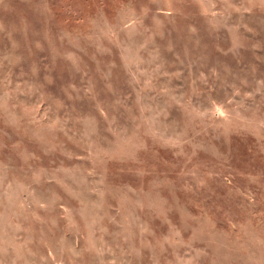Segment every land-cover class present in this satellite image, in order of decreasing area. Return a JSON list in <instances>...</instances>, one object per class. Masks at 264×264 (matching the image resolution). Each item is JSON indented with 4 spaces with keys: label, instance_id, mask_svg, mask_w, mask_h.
Instances as JSON below:
<instances>
[{
    "label": "rangeland",
    "instance_id": "obj_1",
    "mask_svg": "<svg viewBox=\"0 0 264 264\" xmlns=\"http://www.w3.org/2000/svg\"><path fill=\"white\" fill-rule=\"evenodd\" d=\"M0 264H264V0H0Z\"/></svg>",
    "mask_w": 264,
    "mask_h": 264
}]
</instances>
